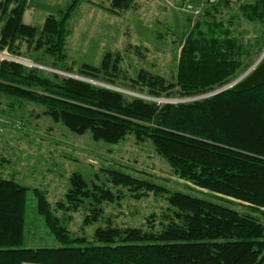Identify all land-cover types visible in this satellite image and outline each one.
<instances>
[{"label":"trees","instance_id":"obj_1","mask_svg":"<svg viewBox=\"0 0 264 264\" xmlns=\"http://www.w3.org/2000/svg\"><path fill=\"white\" fill-rule=\"evenodd\" d=\"M79 1L72 0L59 18L47 16L37 28L23 22L28 0H0V53L24 60L41 51L65 62L67 22ZM133 1L112 0V10L128 9ZM222 5L230 0H218L214 10ZM241 10L250 22L264 23V0L241 5ZM188 24L176 76L143 72L130 87L154 99L195 100L159 104L2 58L0 96L35 101L54 122L78 135L90 133L94 141L115 146L133 136L150 142L180 180L242 210L121 170L107 171L116 193L104 185L90 186L74 173L64 200L55 205L46 192L33 189L36 215L59 244L33 247L28 243L31 189L0 174V264H264V60L218 92L252 67L251 49L222 21ZM118 64L107 53L100 68L84 64L77 74L115 85ZM201 96L206 97L196 99ZM124 189L136 199L150 193L164 198L166 223L149 230L112 224L104 204L122 200ZM81 209L84 227L100 220L105 224L92 240L67 226L70 214Z\"/></svg>","mask_w":264,"mask_h":264},{"label":"rangeland","instance_id":"obj_2","mask_svg":"<svg viewBox=\"0 0 264 264\" xmlns=\"http://www.w3.org/2000/svg\"><path fill=\"white\" fill-rule=\"evenodd\" d=\"M71 1L29 0L23 22L41 28L47 16H62ZM217 1L194 0L191 6L186 7L183 0H134L128 9L113 11L112 0H80L67 22V60L59 62L51 56L42 55L41 51L33 52L24 60L39 66L37 68L44 75L55 73L84 80L118 90L129 97H140L159 104L186 102V99L150 98L140 94L139 87L132 89L130 85L143 72L168 79L176 76L189 22L192 26L204 18L222 21L245 47L249 46L252 66L264 55V23L250 22L241 10V5L256 0H230L229 6L222 5L216 11L214 5ZM1 25L0 19V28ZM22 49L25 52L27 46L23 44ZM107 53L119 59L118 71L113 74L115 85L77 74L84 64L100 68ZM65 67L71 68V73L58 70ZM45 111L46 108L35 101L0 96V174L4 178H14L31 189L27 202L30 246L59 247L48 234L42 219L36 215L33 189L46 192L48 200L55 205L64 200L74 173L81 174L90 186L104 185L116 193L118 189L109 181L107 171L121 170L172 191H182L242 210L221 196L180 180L150 142H137L133 136L115 146L94 141L90 133L75 134L54 122L44 114ZM123 193L122 200L104 204L105 218L112 224L149 230L152 227L160 229L162 223H166L163 215L168 205L164 198L150 193L147 197L136 199L125 189ZM62 214L58 212L59 216ZM85 216L83 209L71 213L67 226L74 235L92 240L94 231L105 224L100 220L84 227Z\"/></svg>","mask_w":264,"mask_h":264},{"label":"built area","instance_id":"obj_3","mask_svg":"<svg viewBox=\"0 0 264 264\" xmlns=\"http://www.w3.org/2000/svg\"><path fill=\"white\" fill-rule=\"evenodd\" d=\"M183 2H184V5L186 7H188V6H191V4H192V2H194V0H183ZM0 58L5 59V60H12V61H15V62H19V63H22V64H24L26 66L28 65V67H31V68L32 67H34V68L39 67V66L31 64L30 62H28L26 60H22V59H18V58L12 57V56H10V55H8L6 53H4V54L0 53ZM196 99H200V98H196ZM191 100H195V99H188L186 101H191Z\"/></svg>","mask_w":264,"mask_h":264},{"label":"water","instance_id":"obj_4","mask_svg":"<svg viewBox=\"0 0 264 264\" xmlns=\"http://www.w3.org/2000/svg\"><path fill=\"white\" fill-rule=\"evenodd\" d=\"M261 60H262V57L245 73V74H243L239 79H237L234 83H232L231 85H229V86H227L226 88H224V89H221L220 91H218V92H221V91H223V90H226L227 88H230V87H232L235 83H238L240 80H242L244 77H246L251 71H253L256 67H257V65L261 62ZM218 92H216V93H218ZM215 94V93H214Z\"/></svg>","mask_w":264,"mask_h":264},{"label":"crops","instance_id":"obj_5","mask_svg":"<svg viewBox=\"0 0 264 264\" xmlns=\"http://www.w3.org/2000/svg\"><path fill=\"white\" fill-rule=\"evenodd\" d=\"M28 5H29V0H28ZM25 14V13H24ZM24 16V15H23ZM46 19V18H45Z\"/></svg>","mask_w":264,"mask_h":264},{"label":"bare ground","instance_id":"obj_6","mask_svg":"<svg viewBox=\"0 0 264 264\" xmlns=\"http://www.w3.org/2000/svg\"><path fill=\"white\" fill-rule=\"evenodd\" d=\"M262 58H264V55H263V57Z\"/></svg>","mask_w":264,"mask_h":264}]
</instances>
